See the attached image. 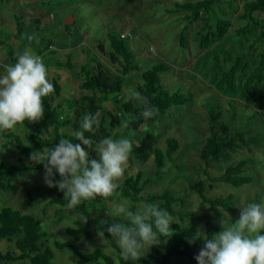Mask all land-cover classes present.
Listing matches in <instances>:
<instances>
[{"label":"rangeland","instance_id":"374dc122","mask_svg":"<svg viewBox=\"0 0 264 264\" xmlns=\"http://www.w3.org/2000/svg\"><path fill=\"white\" fill-rule=\"evenodd\" d=\"M185 0H50V8L57 13V22L68 23L76 21L79 27H71L68 32L58 31L54 35L45 34L29 42L25 40L26 49H31L35 55H40L42 47H45L48 39H53L59 46L66 45L70 50L72 63L75 69L69 70L63 66L67 60L68 52H58L55 55L41 54L48 72V79L51 83L56 79L58 88L55 90V105L66 107L68 99L85 101L92 93L83 91L81 84L83 76L79 67L86 62L88 52L97 56L102 62L110 66L111 70L119 73L118 67H113L104 54L99 50L102 44L105 51L112 52L109 35L116 33L130 32L133 36L127 39L128 48L134 54V63L141 70L148 69L157 64H168L172 70L161 75L162 85L171 92L181 91L185 94H192V102L178 108H172L169 114L160 122L152 125H143L139 131L127 134L123 129L114 133L113 139L128 138L138 144L147 132L154 133L157 137L158 147L166 149V140L176 138L179 142V149L172 158L167 160L165 171L156 175L154 157L151 156L148 162L140 164L136 161L131 152L123 177L118 181L123 184L128 176H135L141 171L143 181L147 182L145 192L148 194L163 193L170 191L174 196L181 197L184 204H178L177 209L189 210L200 216V229L204 232L207 221H217L229 226L239 219L240 208L249 203H259L264 199V110H259L253 102L241 98L240 91L244 85L245 78L238 79L236 94H225L219 91L214 78L218 79L222 72L228 70L231 63H224V49L236 46L234 36L238 29L246 25L240 17L243 14L245 0H222L232 3L233 7L225 4L222 9L215 6L216 15L227 19L230 23L229 33L223 44H214L212 53L202 59L207 53L206 49L200 48L197 42V34L202 27L200 21L189 23L183 18L185 11L176 14H168L166 9L175 8L176 2ZM17 7V0H13ZM8 10L7 8H4ZM12 14H18L17 8L8 10ZM226 13V15H224ZM19 16V15H18ZM258 19H263L261 14H256ZM188 26L186 32V48L180 46L179 33ZM17 28L10 24L0 31V49L8 58V47L10 40H18ZM245 43L244 50L248 52L254 44L255 37ZM17 38V39H15ZM38 39L39 43L36 42ZM43 39V40H42ZM85 39V40H84ZM82 41V42H81ZM16 42V41H15ZM82 44L77 48V44ZM75 46V47H74ZM11 47H13L11 45ZM74 47V48H73ZM18 51L17 46H15ZM263 47L258 48L254 55L261 53ZM218 51V54L216 53ZM251 56V53L248 52ZM218 55L222 68H212L215 56ZM235 58V57H234ZM142 84L140 71L134 70L125 77L123 94L130 97L138 85ZM105 111H114L110 103L104 104ZM214 115L222 112V116L216 123L211 122L210 112ZM18 131L22 133L20 129ZM62 132L73 133V127L63 128ZM239 131L251 135H258L263 140L261 146L252 145L251 150L243 148L235 153L229 163H223L210 169L209 176H221L229 164H237L241 160H247L248 166L245 173L255 178L252 184L241 188H234L227 184H217L213 190L208 191L211 197L235 196V215L230 217L224 214L219 217L209 210V205L201 206V199L195 192L190 191V185L199 180H207L204 173V164L200 158L206 140L215 137L220 142H231ZM4 141H2L3 143ZM20 155L15 145H10L0 151V163L8 165L17 164ZM43 171L32 170L15 176L8 181L0 179V209L11 206L23 213L35 216L41 223L48 237V244L56 253L57 264H75L76 256L67 249H61L58 243L71 242L86 251L102 248L109 253L116 261L120 262V249L112 246L105 235L94 239H88L84 234H70L67 229L79 230L86 224V219L78 211L79 205L69 208L67 205L49 204L54 198L68 199L58 189L53 190L44 183ZM55 176H57L55 174ZM31 193V195H29ZM37 197L30 204V197ZM49 204V205H48ZM133 204L124 199L119 202H109L102 206L89 202L88 207L92 211L93 218L106 217L108 223L121 222L124 217L113 215L117 206ZM92 230V229H91ZM15 250L14 243L0 240V251L6 253ZM146 252V249L143 250ZM0 264H15L0 260ZM29 264V263H26ZM170 264H191L187 259H172Z\"/></svg>","mask_w":264,"mask_h":264},{"label":"trees","instance_id":"16d2710c","mask_svg":"<svg viewBox=\"0 0 264 264\" xmlns=\"http://www.w3.org/2000/svg\"><path fill=\"white\" fill-rule=\"evenodd\" d=\"M225 4L233 7L231 2L227 3L222 0H185L181 3L176 2L173 9H166L168 14L185 11L186 14L183 18L189 25L192 22H201L202 27L197 34V42L200 48L207 50L202 59L212 53L211 50L216 47L214 44H223L229 33L230 23L227 19L218 17L215 11V6L222 9ZM256 14H261L263 19H258ZM240 18L246 22V25L238 29L234 36L236 46L224 49L222 52L224 54L223 62H229L231 66L222 72L218 79L214 78L212 81L219 91L232 95L238 92V79L244 77L245 82L240 91L241 98L253 102L257 109L264 110V0H245L243 14ZM16 27L17 32L21 33L19 19H17ZM188 29L186 26L179 33L178 40L183 49L186 48L185 31ZM249 36L255 37L256 41L248 50L251 56L244 50L245 43L250 39ZM109 40L112 52L105 51L102 44L99 45V50L108 59L110 65L119 68V73L111 70L110 66L88 52L86 62L79 67L83 76L81 89L92 93L85 101L68 99L66 101L67 108L63 109L62 106L55 105V95H50L44 98L45 113L39 122L32 123L25 120L23 124L17 125L15 130L0 131V151L14 144L20 155L15 165L0 163V179L4 178L10 181L15 176L32 170L44 172L43 164L30 160L31 154L46 147H53L61 139H68L73 143L79 142L76 140L74 132L79 129L81 117L85 113H101L100 127L93 132L85 133L90 144L84 146L89 152L90 158H98L96 149L101 139L112 138L117 130L123 128L127 134H132L139 131L143 125L149 126L160 122L172 108H178L193 101L194 97L190 93L171 92L163 87L161 75L172 70L170 65L157 64L141 70L134 63V54L128 48L127 40L121 39L120 32L109 35ZM261 47H263L261 53L254 55L256 50ZM7 53L10 62L14 64L17 60L14 52L9 48ZM216 53L218 54V51ZM63 66L69 70L75 69L71 53L68 54ZM212 68H222L218 55L215 56ZM134 70L140 71L142 84L138 85L133 93H139L147 102V106L156 110V114L147 120L140 115L146 105L133 94L130 97L123 94L125 77ZM53 85L56 90L58 88L56 79L53 80ZM105 103H110L114 111H105ZM221 116L222 112L220 111L215 115L213 111L210 112L212 123H216ZM67 127H73L74 132L61 131ZM2 141L4 142L2 143ZM262 142L263 140L258 135L247 134L243 131H239L231 142H220L215 137H209L206 140L200 158L204 164V173L211 184L208 185L206 180H199L191 183L189 188L191 192H196L199 195L201 206L208 204L209 210L219 217L226 213L230 217L235 215V196L229 194L214 198L208 195V191L213 190L217 184H227L234 188L252 184L255 178L245 173L248 166L247 160H241L234 165L229 164L219 177L209 176V171L217 165L229 163L233 155L241 149L251 150L252 145L259 147ZM178 149L179 142L176 138H168L166 149L162 150L158 147L156 135L147 132L138 144L133 143L132 152L140 164H145L153 156L156 175H161L165 171L167 160L172 158ZM56 175V179L59 180V174L56 173ZM146 185L147 182L143 181V174L139 171L135 176L125 178L113 196L107 199L96 197L93 200L83 201L79 205L78 211L86 219V224L79 230L67 229L70 234H84L88 239H94L100 236L99 233L104 232L108 242L116 247L113 237L106 230L114 222L108 223L106 217L93 218L88 203L94 202L104 206L109 202L127 199L133 204V210L142 202L159 203L160 208L168 211L175 218L176 223L174 222L170 226L172 234L168 237H159L158 244L151 246L149 250L146 249L145 254L142 251L140 259L125 260L120 256V262L116 263L115 259L102 248L86 251L71 242L58 243L59 248L71 251L77 258L75 264H170L174 258L177 260L187 259L191 264H198L195 256L204 246V241L196 240L190 244L189 239L197 229H200V216L189 210L177 209L178 204H184L183 198L174 196L170 191L161 194H148L145 192ZM29 197L30 204L39 198V196ZM68 202L69 198H54L49 201V204L66 205ZM115 222L120 223L119 221ZM121 222L129 223L125 218ZM221 229V223L211 220L206 222L204 233L211 238ZM48 237V233L43 230L42 223L35 216L23 213L11 206L0 209V240L14 243L15 246V250H9L6 253L0 251V260L15 264H57L55 262L56 253L54 248L48 244Z\"/></svg>","mask_w":264,"mask_h":264},{"label":"clouds","instance_id":"9594fccd","mask_svg":"<svg viewBox=\"0 0 264 264\" xmlns=\"http://www.w3.org/2000/svg\"><path fill=\"white\" fill-rule=\"evenodd\" d=\"M27 39L31 42L36 37L28 35ZM36 42L39 43L38 39ZM54 91L43 58L31 49L18 52L16 62L7 65L5 73L0 75V131L15 130L25 120L39 122L45 113L44 98L53 95ZM133 95L146 105L140 113L145 120L156 114L139 93ZM100 117V112L85 113L81 117L80 127L74 132L79 142L61 139L53 147L43 148L30 156L31 161L43 164L44 183L69 197V208L96 197L107 199L113 196L127 167L133 149L128 138L101 139L96 149L98 158H90L85 149L84 146L90 144L85 133L100 127ZM113 215L129 221L128 224L114 222L106 229L115 238L125 260L140 259L143 250L158 244L159 237L172 234L170 226L175 222L159 203L142 202L135 210L130 205L121 204ZM223 224L222 221L221 231L211 238L197 229L189 239L190 244L196 240L204 241L195 256L198 264H264V199L240 208L239 219L229 226Z\"/></svg>","mask_w":264,"mask_h":264},{"label":"crops","instance_id":"0c3cea01","mask_svg":"<svg viewBox=\"0 0 264 264\" xmlns=\"http://www.w3.org/2000/svg\"><path fill=\"white\" fill-rule=\"evenodd\" d=\"M50 0H17V7L13 3V0L0 1V31L7 25L12 27L17 26V19H19L21 24V33H16L18 40H10L11 50L14 52V55L17 57V53H22L26 50V43L24 42L27 39L28 35H34L37 37H43L45 34L54 35L58 31L65 30L68 32L69 27L73 26L79 27V24H76L74 21L72 24L57 22V13L52 10L50 7ZM13 8H17L18 14H12L10 11ZM19 15V16H18ZM67 26V27H66ZM17 28V27H16ZM17 39V38H15ZM43 40V39H42ZM85 40V39H84ZM16 41V42H15ZM82 42V41H81ZM11 45L13 47H11ZM82 44H77V48L81 47ZM15 46H17L18 51H16ZM53 47L52 50L50 48ZM75 47V46H74ZM73 47V48H74ZM72 50L71 47L62 45L59 46L52 38L46 41L45 47H42V54L46 52V55H55L54 52H68ZM8 54V53H7ZM41 54V53H40ZM40 56V55H39ZM5 55H3L2 50L0 49V75H3L6 71L7 65H12L13 63L10 60H4Z\"/></svg>","mask_w":264,"mask_h":264},{"label":"built area","instance_id":"2783aa9c","mask_svg":"<svg viewBox=\"0 0 264 264\" xmlns=\"http://www.w3.org/2000/svg\"><path fill=\"white\" fill-rule=\"evenodd\" d=\"M131 38H133V36L130 32L121 33V39L127 40V39H131ZM52 49H53V47L50 48V50H52ZM40 57H42V56L40 55Z\"/></svg>","mask_w":264,"mask_h":264}]
</instances>
